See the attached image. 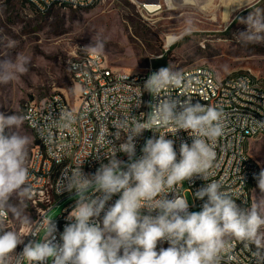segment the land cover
I'll use <instances>...</instances> for the list:
<instances>
[{
	"label": "clouds",
	"instance_id": "clouds-1",
	"mask_svg": "<svg viewBox=\"0 0 264 264\" xmlns=\"http://www.w3.org/2000/svg\"><path fill=\"white\" fill-rule=\"evenodd\" d=\"M168 3L173 9L186 3L203 7L201 0ZM245 8L247 0H234L226 12L233 17V12ZM184 22L189 25L184 34H190L191 21ZM239 22L247 25V30L237 36L241 43H264V13L251 11ZM230 24L226 23L225 30ZM175 40L173 37L172 42ZM104 46V38L97 34L84 48L99 54ZM0 47L4 49L0 53V85H8L29 72L32 58L17 51L18 42L6 35L0 34ZM182 79L171 67L152 73L145 87L163 98L150 105L149 119L134 120L129 125L128 117H124L118 126L127 130L126 140L118 148L113 146L115 155L94 174L82 172L83 160L64 171L57 181L59 194L74 192L78 198L59 241L54 219L33 220L26 212L32 195L26 165L32 137L21 132L24 118L14 110L10 115L0 111V217L11 215L26 226L27 233L22 235L0 221V264H49V260L51 264H220L232 240L249 251L251 264H264V170L256 177L261 196L250 208L239 207L216 181L194 193L204 201L198 212L189 211L188 198L176 191L194 176L205 181L209 178L216 157L212 143L224 131L221 111L193 104L190 98L181 103L167 92L179 87ZM162 92L165 95L161 96ZM66 119L73 117L67 114ZM158 126L169 127L173 135L184 130L193 137L191 145L181 143L179 159L174 141L166 138L169 132L148 138L142 155L136 158L134 138L144 130L158 132ZM105 136L102 129L97 141L101 147ZM117 151L127 154V164L116 158ZM92 188L99 194L89 196ZM168 193L175 195L168 198ZM116 194L119 198L107 206ZM42 231L43 241L38 242L36 237ZM28 236L32 239L26 240ZM161 242L169 246L157 250ZM18 246H22L20 251Z\"/></svg>",
	"mask_w": 264,
	"mask_h": 264
},
{
	"label": "built area",
	"instance_id": "built-area-1",
	"mask_svg": "<svg viewBox=\"0 0 264 264\" xmlns=\"http://www.w3.org/2000/svg\"><path fill=\"white\" fill-rule=\"evenodd\" d=\"M88 1L93 0H38L45 13L55 6L86 8ZM84 55H87V64L76 62V55L69 62L70 79L80 92L75 99L76 104L72 105V111H65V104L71 103L66 94L60 92L52 93L42 101H28L23 109L24 122L32 130L37 142L35 155L26 164L30 173L31 199L38 207L35 220L51 218L49 214L55 206H59L63 199L75 196L74 192L59 194L57 190V181L62 178L68 166L75 167L83 160L82 172L86 175L94 174L101 164L108 163V159L115 155L112 152L113 146L118 148L126 140L127 130L118 126L120 121L128 117L129 125L134 120L146 122L151 112L150 105L163 98L155 97L145 87L150 75L161 67L150 66L142 72V78H135V73L114 68L101 53L87 51ZM178 72L183 77L181 85L167 92L181 103L190 98L193 104L200 103L206 108L214 107L221 111L224 131L212 143L216 157L212 162L209 178L205 181L199 175L194 176L177 186V193L185 196L190 191L194 206L201 210L204 201L196 198L194 193L207 183L216 181L233 199L242 200L241 208H250L252 204L245 202L247 185L257 181L256 177L263 170L259 162L248 159V151L252 139L264 137V83L251 82L249 73L220 77L206 66ZM163 95L164 92L161 93ZM67 114L73 117L71 121L66 119ZM65 124L68 127H64ZM102 129L106 136L101 147L97 141ZM156 130L158 132L144 130L134 138L136 158L142 155L141 150L148 138L171 131L167 126H158ZM166 138L174 141L177 159L181 143L191 145L193 140L184 130H179L175 135L166 133ZM116 158L124 164L128 163V156L123 152L117 151ZM50 159H58L57 174H50ZM45 177H53L52 199H44L42 196ZM98 194L94 188L89 189V196ZM167 195L172 198L175 193ZM118 198L119 194L114 195L107 206L114 204ZM76 199L65 205L56 217L51 218L57 225L58 241L68 223L66 217L75 207ZM192 208L189 205V211ZM0 221L5 220L0 218ZM38 236L39 234L36 239ZM27 239L32 237L28 236ZM230 245V250L222 253L220 264H251V254L241 243L232 241ZM168 246L167 242L158 243L157 250ZM21 249L22 246H18L17 251ZM232 256L235 259H231Z\"/></svg>",
	"mask_w": 264,
	"mask_h": 264
},
{
	"label": "rangeland",
	"instance_id": "rangeland-1",
	"mask_svg": "<svg viewBox=\"0 0 264 264\" xmlns=\"http://www.w3.org/2000/svg\"><path fill=\"white\" fill-rule=\"evenodd\" d=\"M24 0H0V34L18 42L17 51L32 58L29 72L18 80L0 85V111L22 116L25 104L42 101L52 93L66 94L75 105L79 89L70 79L69 62L76 55L89 51L84 48L92 37L100 34L105 41L102 54L117 69L142 74L159 59H167L162 67L182 71L197 66L213 69L218 76L249 73L264 81V43L244 44L238 39L247 25L240 23L249 13H264V0H247L248 8L227 14L234 0H201L203 7L191 3L175 9L168 0H97L86 8L53 7L47 13H37ZM191 21L189 27L184 21ZM231 22L225 30L226 23ZM173 37L176 38L175 42ZM4 49L0 47V53ZM22 133L32 137L29 147L31 159L35 138L23 122ZM34 148V149H33ZM250 153L264 170V137L252 139ZM192 212L190 191L185 193ZM261 196L258 183L254 185L253 203ZM63 199L49 214L56 217L61 209L76 199ZM26 212L33 220L38 207L27 201ZM11 229L25 233L24 225L11 215ZM43 231L37 241L42 242ZM51 264V260H49Z\"/></svg>",
	"mask_w": 264,
	"mask_h": 264
},
{
	"label": "bare ground",
	"instance_id": "bare-ground-1",
	"mask_svg": "<svg viewBox=\"0 0 264 264\" xmlns=\"http://www.w3.org/2000/svg\"><path fill=\"white\" fill-rule=\"evenodd\" d=\"M24 1L26 2V4L28 6H30L37 13H42V14L45 13L40 8V3L38 2V0H24ZM96 1L97 0L88 1L87 7L92 6ZM51 9L52 8H50V10ZM76 62H79V64H87V55H84V54L77 55L76 56ZM135 78H142V74H135ZM251 82H253V83H260V82L264 83V81L262 79H259L258 77H255L254 75H251ZM65 111H72V107L70 104H65ZM22 117L24 118V110L22 113ZM34 155H35V149L33 151L31 159H33ZM248 159L252 160V162H258L257 160H255V158H253L250 155L249 152H248ZM57 172H58V159H50V174H57ZM257 183H258V181H252V185H247L246 194H245V202H247V204H253L252 193H253L254 185H256ZM53 189H54L53 177H45V181H43V189H42V196H44V199H52L53 198ZM235 201L239 207H242V200H235ZM0 218H1V220H5L3 222L6 224V227L11 229L12 221L10 219V215L5 214ZM22 235H27V233L25 232ZM232 241H235V240H232ZM232 241L230 243H232Z\"/></svg>",
	"mask_w": 264,
	"mask_h": 264
},
{
	"label": "trees",
	"instance_id": "trees-1",
	"mask_svg": "<svg viewBox=\"0 0 264 264\" xmlns=\"http://www.w3.org/2000/svg\"><path fill=\"white\" fill-rule=\"evenodd\" d=\"M166 61H167V59L165 58V59H159L158 61H157V63H156V67H162L164 64H166ZM162 65V66H161ZM37 144V142H36V140H35V145ZM34 148H35V146H34ZM33 148V149H34Z\"/></svg>",
	"mask_w": 264,
	"mask_h": 264
},
{
	"label": "crops",
	"instance_id": "crops-1",
	"mask_svg": "<svg viewBox=\"0 0 264 264\" xmlns=\"http://www.w3.org/2000/svg\"><path fill=\"white\" fill-rule=\"evenodd\" d=\"M24 2V1H23ZM25 3V2H24ZM26 4V3H25ZM29 7V6H28ZM249 153H250V151H248ZM250 155H251V153H250ZM252 156V155H251ZM253 157V156H252ZM254 158V157H253ZM253 190H254V188H253ZM252 199H253V193H252Z\"/></svg>",
	"mask_w": 264,
	"mask_h": 264
}]
</instances>
